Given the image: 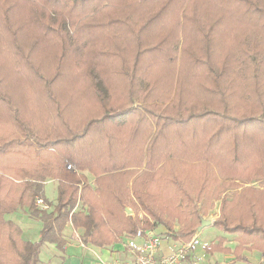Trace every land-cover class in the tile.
Listing matches in <instances>:
<instances>
[{
  "label": "trees",
  "instance_id": "1",
  "mask_svg": "<svg viewBox=\"0 0 264 264\" xmlns=\"http://www.w3.org/2000/svg\"><path fill=\"white\" fill-rule=\"evenodd\" d=\"M83 1L32 0L35 18L50 11L43 27L60 49L48 76L1 9L16 56L0 45V264H39L45 243L63 249L69 222L95 248L157 227L188 243L217 201L213 226L235 236V257L264 253V0H182L172 27L176 0H125V13L145 4L141 17L108 16L101 26L74 16ZM68 95L79 102L72 114ZM49 180L57 196L45 211L35 198L44 200ZM19 209L41 220L36 242L6 219ZM223 243L206 250L227 253Z\"/></svg>",
  "mask_w": 264,
  "mask_h": 264
},
{
  "label": "rangeland",
  "instance_id": "2",
  "mask_svg": "<svg viewBox=\"0 0 264 264\" xmlns=\"http://www.w3.org/2000/svg\"><path fill=\"white\" fill-rule=\"evenodd\" d=\"M181 1L182 0H176L175 3H173L172 6L167 11L166 20L169 23V25H168L169 27H172V24H173V21L175 18L174 14H176V10H178V4H180ZM201 1L202 0H200V2ZM191 2L193 5L192 0H191ZM204 2L206 3V2H208V0H204ZM3 3H4V5H2ZM39 3H40V1L35 2L36 5H38ZM124 3H125V0H89L88 2L83 1V2H80L78 4L79 10H76V13H74L75 14L74 16L77 18V20H80V19L90 20V18L92 17V20L100 23V26H101L102 22H104V20L108 16L110 18H113V19L123 18V17L126 18L127 15H129L131 18H135V19L141 17V15H142L141 10L143 8H145V4L144 5L138 4L140 9L139 8L134 9V6H135L134 5L132 8H130L129 11L128 10L126 11L127 13H125V12H122V10H121L122 6H124ZM194 4L196 5L197 1ZM4 7L10 8L9 11L7 12V16L9 15V17L11 18L12 25L14 27L18 28L20 31V33H19L20 43L23 45L25 50L30 47V60H31L32 54H33V56L36 57L35 58V64H36L37 71L40 72L41 74H45L47 76L48 75H54L55 70H56V68H55L56 57H57V54H58L60 49L55 47L54 41L53 40L51 41L52 37L51 36L48 37V33H47L48 30H46L43 27V23L46 21H49V19H50V15H51L50 11L45 12L46 10H44V8H39V9H37L39 16L37 18H35L36 8H35V5L32 3V0H0V45H2L4 47L3 50H5V52H7V56H10L11 59H15L16 54L13 51V49L9 47L10 42L8 40L6 31H5V26L1 22V15L3 16V14H4V13L3 14H1V13L3 12V10L5 11ZM1 9H3V10H1ZM101 11L106 12L107 16L106 17L103 16V13ZM93 12H95V13L99 12V15H95V16L89 15ZM156 24H157V22H156ZM100 31H102V35H107L108 32L111 31V27L103 26V27H101ZM71 32H72V30H71ZM44 33H46V36H44L42 39L40 36ZM49 35H51V34L49 33ZM36 38H38V41H41V44L33 46V42ZM79 38L81 40L84 39L82 37L76 36L75 39L77 42H78ZM103 38L104 37L101 38V40H100L101 42L104 41ZM49 41H51V42L48 43ZM101 42H99V43H101ZM117 43H119V42H117ZM69 50L72 52L71 53V55H72L76 51V48L74 45L69 44ZM5 52H3V53H5ZM118 59H120V58H116L115 60L111 61L110 64H115V66H117V64L119 63ZM72 60H74V58L69 57L68 60L63 65V67L61 66L62 72L60 73V76L65 77V78L69 77L65 81V90L69 89L66 82H68L70 80L74 81V80H72V79H74V76H72V75L70 76L69 75L70 71H68V72L66 71L67 68H69L68 67L69 65L67 64V62L70 63ZM77 60H78V58H77ZM103 63H107L106 60H104ZM104 66H106V65H104ZM5 68H6V70H8L9 66H5ZM101 72H104L106 75L107 70H103ZM78 77H80V76H78ZM76 81L81 83L80 79L79 80L76 79ZM33 91L36 94L34 96L35 98L33 99V101L36 102L37 104L43 105L41 102H39L40 101L39 95L41 94V93H39V88L37 86H35L33 88ZM57 96L59 98H61L62 96L65 97V94H63V92L57 93ZM65 103L69 105V107L67 108V112L70 114L74 113L76 110V105H79V102L71 101L69 98V95H68V98L66 99ZM38 110L39 109L36 108L37 112H39ZM86 174H87L88 178L91 179L92 176L88 173H86ZM56 192H57V189H56ZM53 194H54V196H53ZM44 196L48 197L50 199V201H53V198L55 197V185L54 184L49 183L45 186V195ZM215 203H214L213 208L211 210H209V212L206 215H203V218H202L203 220L211 221L212 226L205 227L198 233V239H199L200 245L204 250H206L207 247L211 246V244H218L220 239L224 240L225 242L232 241V239H233L232 237H230L232 235L226 234L222 231V229H220L216 226H213L214 220H216L219 217V211H218V208L215 207ZM128 210L130 211V213L126 212V214L134 217L135 216L134 212L130 208H128ZM138 216L140 219L144 218L143 214H141V213H139ZM159 228H161V227H159ZM140 229H142V228H140ZM158 229H154V230H156V232L159 233L161 229L160 230H158ZM81 235H79V236H81ZM79 236H78V234H75L74 239L77 240ZM79 238H81V237H79ZM234 239H235V237H234ZM227 247L233 251L236 246H233L231 244V245H228ZM205 252H207V251H205ZM43 253H44L43 258H45V255L46 256L51 255V249L46 247L43 249ZM52 261H51V263H52Z\"/></svg>",
  "mask_w": 264,
  "mask_h": 264
},
{
  "label": "crops",
  "instance_id": "3",
  "mask_svg": "<svg viewBox=\"0 0 264 264\" xmlns=\"http://www.w3.org/2000/svg\"><path fill=\"white\" fill-rule=\"evenodd\" d=\"M92 183L94 182V178L91 177L89 179ZM49 183L55 185V197L53 201L46 196H44V200L49 204L48 210L51 211L53 205L55 204V199L57 196V181L49 180L44 184L43 195H45V186ZM54 196V194H53ZM219 202L215 203V207L218 208ZM6 219L11 220L15 224H17L21 231V237L25 241L36 242L39 239V232L42 228V222L38 218H33L28 215L23 210H17L11 214L6 215ZM212 226V224H211ZM157 227L156 229H158ZM161 229V230H160ZM160 232L158 233L161 238V253L166 255L169 252L173 251L181 245L182 243L172 240L167 234L166 230L162 227L159 228ZM156 231V230H155ZM83 232L82 229H75L72 224L69 222L61 232V239L64 242V246L62 250H59L54 244L45 243L39 253V264H98L100 261L106 262H126L131 259L128 255L127 251L123 248L122 240L118 243L113 244L104 248H95L90 245H80L81 235ZM162 233V234H161ZM198 233H196L198 245L196 246L195 251L193 252V258L199 264H264V253L255 250H244L241 253L239 258L235 257L234 253L228 245L236 246V242L234 237H232V241L225 242L222 244V248H228L227 253L222 252L220 250H204L199 242ZM78 234V239H74V235ZM83 244V243H82ZM48 247L51 249V255L44 257L43 249ZM54 247V248H53ZM56 249V250H55ZM207 251V252H205ZM53 260V261H52ZM52 261V263H51Z\"/></svg>",
  "mask_w": 264,
  "mask_h": 264
},
{
  "label": "built area",
  "instance_id": "4",
  "mask_svg": "<svg viewBox=\"0 0 264 264\" xmlns=\"http://www.w3.org/2000/svg\"><path fill=\"white\" fill-rule=\"evenodd\" d=\"M71 169V166H67ZM35 205L41 210L49 206L40 197L35 198ZM80 245L83 246L81 240ZM123 248L131 257L126 262L100 261L98 264H199L193 258V252L198 245L196 234L188 243H182L175 250L164 255L161 253V238L154 229H138L134 235H125Z\"/></svg>",
  "mask_w": 264,
  "mask_h": 264
},
{
  "label": "water",
  "instance_id": "5",
  "mask_svg": "<svg viewBox=\"0 0 264 264\" xmlns=\"http://www.w3.org/2000/svg\"><path fill=\"white\" fill-rule=\"evenodd\" d=\"M127 213H130V211L127 209ZM211 226V221L209 220H202L200 226L197 229V232H200L203 228Z\"/></svg>",
  "mask_w": 264,
  "mask_h": 264
}]
</instances>
